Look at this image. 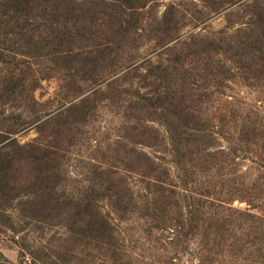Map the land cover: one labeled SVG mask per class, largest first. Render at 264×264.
Listing matches in <instances>:
<instances>
[{"label":"rangeland","instance_id":"374dc122","mask_svg":"<svg viewBox=\"0 0 264 264\" xmlns=\"http://www.w3.org/2000/svg\"><path fill=\"white\" fill-rule=\"evenodd\" d=\"M0 264H264V0H0Z\"/></svg>","mask_w":264,"mask_h":264},{"label":"trees","instance_id":"16d2710c","mask_svg":"<svg viewBox=\"0 0 264 264\" xmlns=\"http://www.w3.org/2000/svg\"><path fill=\"white\" fill-rule=\"evenodd\" d=\"M109 5L111 4V3H108ZM107 10L110 12V10H112V11H120V9L119 8H113L111 5L110 6H107Z\"/></svg>","mask_w":264,"mask_h":264}]
</instances>
